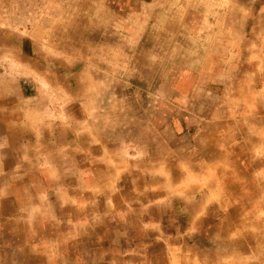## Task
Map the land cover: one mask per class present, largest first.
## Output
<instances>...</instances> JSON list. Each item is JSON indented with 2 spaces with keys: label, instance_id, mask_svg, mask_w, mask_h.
I'll return each mask as SVG.
<instances>
[{
  "label": "crops",
  "instance_id": "crops-1",
  "mask_svg": "<svg viewBox=\"0 0 264 264\" xmlns=\"http://www.w3.org/2000/svg\"><path fill=\"white\" fill-rule=\"evenodd\" d=\"M222 1L179 20L201 55L155 86L147 143L0 102V264H264V0Z\"/></svg>",
  "mask_w": 264,
  "mask_h": 264
},
{
  "label": "rangeland",
  "instance_id": "rangeland-1",
  "mask_svg": "<svg viewBox=\"0 0 264 264\" xmlns=\"http://www.w3.org/2000/svg\"><path fill=\"white\" fill-rule=\"evenodd\" d=\"M217 1L0 0V102L16 100L26 114L46 98L41 123L81 111L84 124L107 117L119 136L126 128L129 142L147 143L155 86L178 76L197 44L201 55L193 28L179 20L194 9L216 13ZM177 24L186 38H172Z\"/></svg>",
  "mask_w": 264,
  "mask_h": 264
},
{
  "label": "bare ground",
  "instance_id": "bare-ground-1",
  "mask_svg": "<svg viewBox=\"0 0 264 264\" xmlns=\"http://www.w3.org/2000/svg\"><path fill=\"white\" fill-rule=\"evenodd\" d=\"M257 218V217H256Z\"/></svg>",
  "mask_w": 264,
  "mask_h": 264
},
{
  "label": "trees",
  "instance_id": "trees-1",
  "mask_svg": "<svg viewBox=\"0 0 264 264\" xmlns=\"http://www.w3.org/2000/svg\"><path fill=\"white\" fill-rule=\"evenodd\" d=\"M68 140V139H67Z\"/></svg>",
  "mask_w": 264,
  "mask_h": 264
}]
</instances>
